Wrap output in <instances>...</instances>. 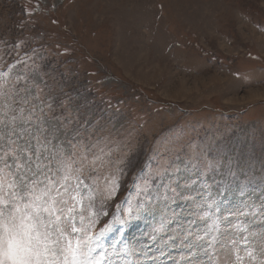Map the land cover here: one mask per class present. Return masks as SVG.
<instances>
[{
	"label": "rangeland",
	"instance_id": "obj_1",
	"mask_svg": "<svg viewBox=\"0 0 264 264\" xmlns=\"http://www.w3.org/2000/svg\"><path fill=\"white\" fill-rule=\"evenodd\" d=\"M40 57L55 94L90 102L95 114L115 125V140L122 143L113 158L127 153V160L109 211L135 192L134 178L156 167L161 150L183 136L209 145V157L231 158L238 185L247 177L243 187L211 190V211L228 217L219 240L247 235L235 224L264 230V0H0V68L19 59L31 66ZM198 175L182 168L168 178L183 183ZM253 208L255 216L240 215ZM159 222V213H144L123 231L116 225L105 247L138 244ZM239 247L245 264L264 260L258 237ZM168 252L174 259L163 257L164 264L187 254L179 247ZM213 255L223 257V249ZM120 259L113 257V264Z\"/></svg>",
	"mask_w": 264,
	"mask_h": 264
},
{
	"label": "snow or ice",
	"instance_id": "obj_2",
	"mask_svg": "<svg viewBox=\"0 0 264 264\" xmlns=\"http://www.w3.org/2000/svg\"><path fill=\"white\" fill-rule=\"evenodd\" d=\"M44 59L31 66L19 59L7 70L0 68V264H113V257L121 258L119 264H164L163 257L174 259L168 252L174 247L187 251L176 264H245L239 246L247 245L249 237H258L264 256V230L235 224L231 227L247 235L219 240L228 217L211 211L215 201L208 199L214 187L219 192L243 187L247 177L238 185L231 158L225 163L222 153L209 157V145L183 136L161 150L156 167L134 178L135 192L109 211L127 160V153L113 158L122 141L115 140L112 120L95 114L90 102L76 103L69 93L52 91ZM182 168L198 172L197 179L179 183L168 178ZM210 173L215 175L208 182ZM177 203L190 207L176 211L172 206ZM144 213H159L160 222L138 244L105 247L114 226L123 231ZM183 216L191 219L185 223ZM174 222L176 227H170ZM198 222L204 227L194 229ZM221 249L224 255L218 259L213 253ZM198 254L208 259L198 260ZM245 255L256 260L251 248Z\"/></svg>",
	"mask_w": 264,
	"mask_h": 264
}]
</instances>
